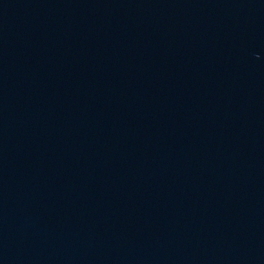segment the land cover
Masks as SVG:
<instances>
[{"label": "water", "instance_id": "95a60500", "mask_svg": "<svg viewBox=\"0 0 264 264\" xmlns=\"http://www.w3.org/2000/svg\"><path fill=\"white\" fill-rule=\"evenodd\" d=\"M0 264H264V0H0Z\"/></svg>", "mask_w": 264, "mask_h": 264}]
</instances>
